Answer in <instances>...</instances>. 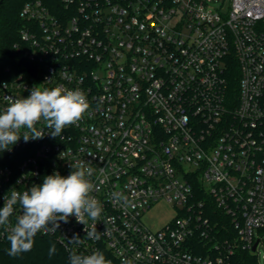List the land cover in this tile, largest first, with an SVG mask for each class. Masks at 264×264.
<instances>
[{"label": "built area", "instance_id": "1", "mask_svg": "<svg viewBox=\"0 0 264 264\" xmlns=\"http://www.w3.org/2000/svg\"><path fill=\"white\" fill-rule=\"evenodd\" d=\"M19 16L17 62L35 74L18 66L0 84V110L34 86L79 89L89 109L61 137L41 121L43 138L0 152L1 203L11 189L66 177L70 163L84 161L104 209L100 239H88L74 216L41 231L68 253L99 250L112 264H223L194 249L208 239L210 203L229 218L236 245L255 254L264 231V0H29ZM161 201L176 215L152 230L143 220ZM20 214L17 205L13 225Z\"/></svg>", "mask_w": 264, "mask_h": 264}, {"label": "clouds", "instance_id": "2", "mask_svg": "<svg viewBox=\"0 0 264 264\" xmlns=\"http://www.w3.org/2000/svg\"><path fill=\"white\" fill-rule=\"evenodd\" d=\"M88 109L86 95L79 89L69 90L60 86L41 89L34 86L26 98L13 99L0 110V152L11 150L21 137L25 142L43 138L42 132L35 127L41 121L53 138L61 137L65 128L78 124ZM22 129L27 131L21 134ZM70 164L72 171L66 177L53 172L43 178L42 184H34L22 191L13 188L4 196V205L0 208V228L8 232L9 256L30 251L37 233L56 232L60 222L67 223L73 216L77 223L85 225L88 239H100L102 233L97 231L96 222L104 209L92 195L96 185L90 178L95 170L84 161ZM111 199L119 203L127 198L122 193L113 192ZM17 205L22 214L16 217L13 225L10 217ZM88 220L93 222L90 229L86 227ZM81 240L74 235L70 243L80 244ZM55 252L56 246L53 244L49 248V256ZM69 261L70 264H112L99 250L89 255L73 251Z\"/></svg>", "mask_w": 264, "mask_h": 264}, {"label": "trees", "instance_id": "3", "mask_svg": "<svg viewBox=\"0 0 264 264\" xmlns=\"http://www.w3.org/2000/svg\"><path fill=\"white\" fill-rule=\"evenodd\" d=\"M29 0H0V84L16 75L20 68L17 65L18 47L20 45L19 30L23 25L19 13L21 7ZM236 73L230 74L231 83L236 82ZM0 156V165L7 162ZM3 204L0 201V208ZM208 224L205 228L208 239L194 242L195 252L212 259L223 258V264H257V256L236 245L235 232L230 225L229 218L212 204L206 205ZM8 232L0 228V264H70L68 253L56 240L41 232L34 237V244L30 251L12 257L8 255L10 242ZM234 243L233 250L227 247ZM213 243H216V247ZM55 244L56 252L49 256V248Z\"/></svg>", "mask_w": 264, "mask_h": 264}, {"label": "rangeland", "instance_id": "4", "mask_svg": "<svg viewBox=\"0 0 264 264\" xmlns=\"http://www.w3.org/2000/svg\"><path fill=\"white\" fill-rule=\"evenodd\" d=\"M175 215L174 208L164 201H161L151 207L145 215L143 222L148 228L156 230L169 222ZM257 238L261 239L255 252L257 264H264V231L259 233Z\"/></svg>", "mask_w": 264, "mask_h": 264}, {"label": "water", "instance_id": "5", "mask_svg": "<svg viewBox=\"0 0 264 264\" xmlns=\"http://www.w3.org/2000/svg\"><path fill=\"white\" fill-rule=\"evenodd\" d=\"M17 65H18V66H23V67H25L29 72H31L33 75L35 74V66H34V65H30V64H28V63L25 62L23 59H20V60L17 62ZM256 245H257V242H256V243L253 245V247H252V251H253V252L255 251Z\"/></svg>", "mask_w": 264, "mask_h": 264}]
</instances>
